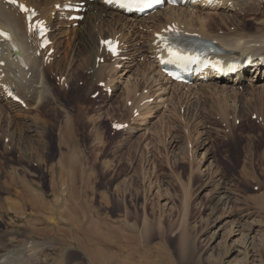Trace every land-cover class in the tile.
<instances>
[{
  "label": "rangeland",
  "instance_id": "374dc122",
  "mask_svg": "<svg viewBox=\"0 0 264 264\" xmlns=\"http://www.w3.org/2000/svg\"><path fill=\"white\" fill-rule=\"evenodd\" d=\"M250 4L252 18L264 19V1ZM238 16L256 32L249 15ZM78 38L57 48L37 114L1 106L0 258L10 261L0 264H56L62 255L63 264H264V105L246 89L237 100L226 91L223 104L208 87L169 82L158 103L152 91L167 80L138 51L129 68L118 61L106 79L117 90L106 93L85 69ZM54 76L68 88L59 90ZM145 89L154 101L132 116L128 97H145ZM112 122L128 127L117 132ZM74 226L78 240L67 233ZM101 228L102 236L94 232ZM111 233L120 241L111 243Z\"/></svg>",
  "mask_w": 264,
  "mask_h": 264
},
{
  "label": "bare ground",
  "instance_id": "6f19581e",
  "mask_svg": "<svg viewBox=\"0 0 264 264\" xmlns=\"http://www.w3.org/2000/svg\"><path fill=\"white\" fill-rule=\"evenodd\" d=\"M5 1L6 0H0V28L9 30L12 33L14 39L17 41L18 46L21 49V52L20 54L13 53L9 47L4 45V43L0 42V116L4 114L3 107H1L2 104L6 107L16 106L12 102H10V100H7V98L5 97L6 92L10 90L2 89L3 86L9 87V89L14 90L15 93L23 99L25 108L32 111L35 110V113L37 114L40 105L42 104L41 106H43V101L46 100H44V98L50 94V88L47 85V80H45V78H47L45 77L46 72H50L53 68V64L55 62V50H57V48L60 47L63 42L68 38L75 39L76 37H79L78 43L80 44L83 52H85L88 56L87 59L84 60L85 65L87 64V66H85V69L89 70L92 76V80L96 82L97 79H101L102 77L107 79L113 76L112 73L116 72V66L118 65V61L123 62V65L126 64L128 68L132 66L131 64L133 63V60L131 59L135 58L137 51L144 56L143 58L147 57L146 59H148L150 68H152L154 71L156 70L157 76L158 78H160L163 75L160 72V66L158 65V62L154 59V56L158 54L162 49V40L157 39V37H166L168 35V26L174 27V30L180 35L198 36L203 39L218 43L224 48V52L228 56V59L240 62L242 66L244 65V61L246 59H248L251 63L249 65H246V68L238 70L239 72L233 75L224 76L223 74H218V72L213 74L208 73L206 75V81H200L198 77L195 78L193 82L187 85L175 84L177 87L184 88L190 86L192 87V85H194L195 88V86H202L203 88L201 91L203 92L204 90L208 91L209 88L210 91H214V96L223 97L221 98L223 99V104L228 100V98L231 97L230 93L228 94L226 91H232V98H235L237 95H239L236 90L246 89V95H248L249 98L251 97L256 102H259V104H257L258 106L264 105V77L260 78L258 76V74H260L261 72L263 73L262 76H264V19H256L255 17L252 18L251 15H254L256 10L254 12L255 8H253V6L251 7L250 3L253 2L251 0H214L213 3L208 0H202L199 2H186L180 7H166L162 10L156 11L152 15L140 18H137L134 15L126 17L122 13L115 10L112 5H105L102 2L103 0H93L91 3L89 2V0H76L78 2L85 3V11H81L79 13L83 15V19L80 22H77V27H72L75 24L74 22H69L66 20H64V22H60L59 11H57V16L59 18L54 15L55 7L61 5L64 0H17L18 2L25 4L27 7L35 8L37 12L36 19L43 20L48 25V27L51 28L50 38L52 40V45L50 46V48L54 49V53L49 57L48 65L42 60L43 57L38 58L34 55L36 43L34 37H31V34L28 35L26 33V21L24 15L18 12V8L16 6L6 4ZM243 13L249 15V17L247 18L248 21H253L256 25H258V28H255L256 32H251L252 25H250L249 23L246 25L243 23V21L240 20L242 18H239L238 14L243 15ZM51 15H53V17H51ZM144 23H149L151 26L147 27L146 25H144ZM232 26H234V29L231 32L230 28ZM149 29H151L150 32L148 31ZM144 33H146V36L144 35ZM109 38L119 40L121 44V49H127L125 58L111 59L109 55L103 51L101 41H104ZM125 38L131 39L130 43H126ZM132 52H135V55H132ZM45 53L46 52L42 53L44 57ZM15 54H18L20 57H22V60L24 61V65L26 67L18 65V63L14 60L13 57ZM98 59H102L103 62H97ZM57 62V66L60 65L61 61L57 60ZM124 73L125 71L123 72V74ZM31 81L32 86L30 84ZM99 81L100 80H98V82ZM145 83L147 85L150 84L148 79L145 80ZM164 83V85H158L157 89L152 91V97L155 96L157 101L159 100L158 103L164 102V96L168 94V88L166 87L168 84V80ZM258 83L261 84L257 85ZM58 84L62 85L63 83ZM113 87L114 91L117 90L116 85L112 86V88ZM106 88L110 87L106 86ZM136 88V83L131 84L130 87L127 88V93H132L131 95H133L136 91ZM141 98H139L137 105L135 106V108H133V110L136 109V112H139V110L141 111L143 109H140V104L142 101L146 100V97L143 96ZM129 99L130 96L128 97V100ZM237 99L238 98H235V100ZM246 101L248 102L247 99ZM223 104L221 106L224 108ZM144 105H146V103ZM156 106L158 105L156 104ZM226 107H228V105ZM253 114H255V112L252 113V115ZM225 121L223 120V122ZM67 122L69 123V121ZM186 146H188V144ZM81 189L82 188L80 187V191ZM84 199H86V197ZM73 205L76 206L74 203ZM76 207L82 209L80 208V206ZM104 230L102 228L101 230L94 229V232L100 233L102 236ZM67 231V233H74L75 240H78L82 236V228L79 226L71 227L70 229H67ZM127 231L131 233L136 232L135 230H133L132 227L129 228ZM65 232L66 231L61 233L66 235ZM80 241L81 243H87L86 240L84 241L82 238L80 239ZM117 241H120L119 237L116 234L111 233L110 242L114 243ZM102 246V244L98 243L96 244L95 249H103ZM77 248L80 249L78 246ZM81 251L87 253L84 250ZM87 254L93 259V256L91 254ZM107 255L105 256L108 258V260L113 258L112 254ZM4 256L1 257L2 259L0 258V261L2 260L8 263L10 260L7 258V256L6 258H4ZM62 256L59 257L60 260H58L56 264L64 263V256L63 258ZM24 257L27 258L26 256ZM12 264L46 263L41 259H33V261L31 260L29 262L26 259L24 261L19 259L16 260L15 258V260L12 261Z\"/></svg>",
  "mask_w": 264,
  "mask_h": 264
},
{
  "label": "snow or ice",
  "instance_id": "6c2138e0",
  "mask_svg": "<svg viewBox=\"0 0 264 264\" xmlns=\"http://www.w3.org/2000/svg\"><path fill=\"white\" fill-rule=\"evenodd\" d=\"M10 3H16V0H9ZM20 9L22 11H27V9L24 7V5H19ZM0 35H4V33L0 32ZM104 43L109 45V50L113 51V53L115 54V49L111 46V42L105 41ZM116 127H119V125H117Z\"/></svg>",
  "mask_w": 264,
  "mask_h": 264
}]
</instances>
